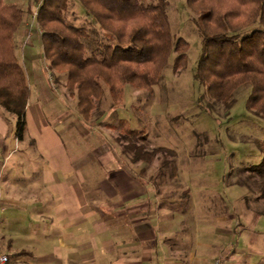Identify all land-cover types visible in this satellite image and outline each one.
<instances>
[{"label":"crops","instance_id":"0c3cea01","mask_svg":"<svg viewBox=\"0 0 264 264\" xmlns=\"http://www.w3.org/2000/svg\"><path fill=\"white\" fill-rule=\"evenodd\" d=\"M28 24L23 13L16 57L30 44ZM41 60H18L30 90L24 139L0 107V252L10 264H264V235L237 230L228 214L185 225L149 168L131 162L111 134L85 127Z\"/></svg>","mask_w":264,"mask_h":264},{"label":"trees","instance_id":"16d2710c","mask_svg":"<svg viewBox=\"0 0 264 264\" xmlns=\"http://www.w3.org/2000/svg\"><path fill=\"white\" fill-rule=\"evenodd\" d=\"M90 17L89 25L66 22L67 0H40L36 24L43 57L52 70L65 73V87L75 97L78 114L89 119L108 89L111 107L123 100L125 84L149 89L161 79L172 56L178 71L188 44L175 36L166 14V0H73ZM227 1V2H225ZM232 2L235 5L228 6ZM196 10L200 51L194 76L206 94L229 108L234 91L250 86L246 109L264 119V0H186ZM229 4V5H230ZM239 10H236V9ZM23 9L0 0V107L13 115L14 135L25 137L24 110L30 90L14 49V33ZM113 140L131 162L144 166L158 160L167 166L175 150L151 146L142 129L130 128L120 118ZM261 160L246 168L259 177L264 198V141L255 140ZM186 190L182 194H185Z\"/></svg>","mask_w":264,"mask_h":264},{"label":"rangeland","instance_id":"374dc122","mask_svg":"<svg viewBox=\"0 0 264 264\" xmlns=\"http://www.w3.org/2000/svg\"><path fill=\"white\" fill-rule=\"evenodd\" d=\"M3 1L16 3L29 20L30 44L23 43L18 47V60L24 59L27 63L32 59L42 61L41 28L32 19V12L40 0ZM229 4L228 1V6L235 5L233 2ZM165 9L172 33L184 38L188 44L182 67L174 72L170 56L158 83L149 89L125 84L123 100L114 108L107 87L101 83V97L93 116L89 119L78 116L87 122L85 127L91 124L112 137L118 129L109 124H117L120 118H124L130 128L144 131L151 146L175 150L167 166H160L155 160L144 168H149L147 174L151 175L152 181L160 183L162 202L169 205L175 200L173 207L184 217L185 225L194 224L192 216L223 213L230 216L228 223L235 225L239 222L237 230L246 226L264 235V198L259 197L260 179L246 168L261 160L255 140L264 141V119L245 106L250 86L236 88L229 108L210 98L194 76L200 51L198 13L187 5L186 0H166ZM64 18L74 25H89L90 19L73 0H67ZM28 31L27 35H30ZM44 61L47 65L45 58ZM47 68L51 82L75 104V97L64 84L65 73ZM6 114L12 118L10 127L14 126L13 115ZM98 118H102L100 122H97ZM23 151L22 147L20 152ZM19 155V152L15 153L10 159V166L18 164ZM186 188L187 192L182 194ZM230 242L234 244V240Z\"/></svg>","mask_w":264,"mask_h":264},{"label":"built area","instance_id":"2783aa9c","mask_svg":"<svg viewBox=\"0 0 264 264\" xmlns=\"http://www.w3.org/2000/svg\"><path fill=\"white\" fill-rule=\"evenodd\" d=\"M38 6V5H37ZM37 6L34 8L32 12V19H35V16L37 15ZM28 33L31 34V28L28 29ZM41 31V30H40ZM223 260L221 258L215 259V264H220ZM0 264H10L9 257L6 253L0 252Z\"/></svg>","mask_w":264,"mask_h":264}]
</instances>
